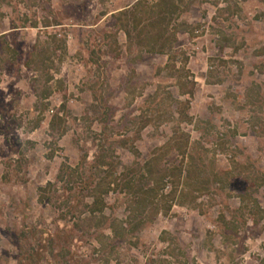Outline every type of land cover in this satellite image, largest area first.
<instances>
[{
	"label": "rangeland",
	"instance_id": "374dc122",
	"mask_svg": "<svg viewBox=\"0 0 264 264\" xmlns=\"http://www.w3.org/2000/svg\"><path fill=\"white\" fill-rule=\"evenodd\" d=\"M0 264H264V0H0Z\"/></svg>",
	"mask_w": 264,
	"mask_h": 264
}]
</instances>
